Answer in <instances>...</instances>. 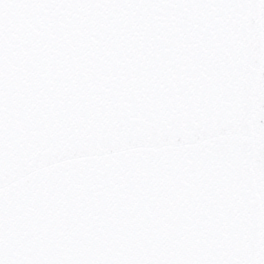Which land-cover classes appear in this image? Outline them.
I'll list each match as a JSON object with an SVG mask.
<instances>
[{
	"label": "snow or ice",
	"instance_id": "obj_1",
	"mask_svg": "<svg viewBox=\"0 0 264 264\" xmlns=\"http://www.w3.org/2000/svg\"><path fill=\"white\" fill-rule=\"evenodd\" d=\"M0 264H264V0H0Z\"/></svg>",
	"mask_w": 264,
	"mask_h": 264
}]
</instances>
